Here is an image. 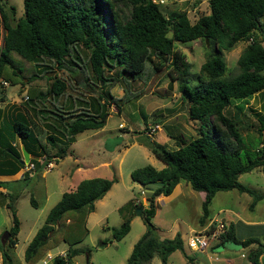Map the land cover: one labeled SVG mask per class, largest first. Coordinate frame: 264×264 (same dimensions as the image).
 <instances>
[{"label": "trees", "instance_id": "16d2710c", "mask_svg": "<svg viewBox=\"0 0 264 264\" xmlns=\"http://www.w3.org/2000/svg\"><path fill=\"white\" fill-rule=\"evenodd\" d=\"M0 0V21L5 29L0 43V101L2 81L23 83L27 71L26 97L19 103L0 106V173H12L20 163V154L12 141L17 136L23 148L44 160L61 157L77 132L99 128L112 103L119 108L134 92L131 80L146 77L161 67L175 79L186 103L187 116L206 127L188 140L181 137L176 147L150 146L163 165L146 163L130 170L131 180L143 186L160 180L149 203L140 207L145 228L133 242L125 264H148L156 254L161 264L175 249L183 250L179 232L160 237L151 221L155 196L168 194L176 182L187 181L195 190H203L200 223L208 214V203L217 190L236 188L251 195L249 207L264 193L237 180V175L258 166L264 173V139L260 145L241 156L242 137L236 121L224 113L233 100H245L255 93L264 94V0H207L208 11L190 21L183 9H161L159 0H22V14L10 23ZM8 8L14 11V5ZM201 38L212 46L210 55L195 73L175 40ZM237 41H246L236 57L237 70L224 74L222 49ZM27 61L18 64L11 52ZM48 61V63H47ZM26 63V62H25ZM49 65L60 73L48 75ZM42 67V68H41ZM32 69V70H31ZM191 81V82H189ZM120 82L123 93L113 95L109 88ZM240 109V105H236ZM257 133L262 135L264 114H258ZM39 159V158H38ZM30 157L28 161L38 163ZM101 176L85 177L74 189L65 190L50 206L42 223L23 250L24 264H33L46 250L63 241L66 257H54L49 264H66L78 252L72 247L87 233L86 216L115 180ZM5 202L10 210L8 236L0 241L2 264H11L8 247L18 229L14 199ZM29 201L35 205V199ZM129 229L125 217L111 226L110 236L121 238ZM51 231L48 235L47 233ZM231 240L241 246L254 247L247 252L250 264H259L264 252V235L239 239L234 225L224 223L216 245ZM104 243V241H103Z\"/></svg>", "mask_w": 264, "mask_h": 264}, {"label": "rangeland", "instance_id": "374dc122", "mask_svg": "<svg viewBox=\"0 0 264 264\" xmlns=\"http://www.w3.org/2000/svg\"><path fill=\"white\" fill-rule=\"evenodd\" d=\"M9 4L14 5L13 12L8 8ZM2 5L10 23H13L22 14V0H3ZM160 7L164 11L183 9L189 20L194 21L200 13L208 11V2L207 0H163ZM4 32L5 29L0 21V43ZM245 43L246 41H237L230 49L221 50L225 62L224 76L237 70L235 60ZM261 43L264 46V40ZM174 44L183 52L184 58L188 61L190 74L198 71L200 63L210 55L212 50V46L201 38L185 41L175 40ZM11 55L18 64L28 65L27 61L20 58L15 52L12 51ZM48 68V75L61 74L62 72L52 65H49ZM262 72L264 73V69ZM172 73L176 76L175 79H170L166 75V67H161L149 76L133 78L131 90L134 95L129 100L122 102L119 108L114 103L109 105V113L100 128H87L77 132L74 139L67 144L65 157L61 162H58V168H68L71 165L72 158L69 156V152L75 150L80 153L83 163L96 165V169L92 171L96 173L95 176L106 178L115 176L116 179L102 197L94 200V210L89 213L86 221L87 233L73 244L79 250L67 260L66 264H125L129 243L140 229L145 228L142 215L135 211L136 207H139L136 206L137 203L145 204L144 194L140 192L137 183L131 180L130 170L146 163L153 166L162 165V162L150 152V146H163L171 149L176 147V141L180 137L188 140L195 136L200 129L206 131V127L200 124L199 120L187 116V105L177 88L180 77L175 72L172 71ZM23 75V83L8 84L6 80L4 81L7 84L2 83L4 99L8 103H19L25 98L27 71H24ZM109 90L115 96H121L123 93L120 82H115ZM236 105H240V109ZM224 113L236 121L242 137V146L239 149L241 156H244L245 150L252 152L256 146L260 145L264 134L259 135L256 128L259 125L258 114H264V94L255 93L243 101L233 100L225 106ZM120 122L123 124H119ZM95 131H98L94 135L96 139L89 137ZM262 133H264V129ZM102 143H104V147ZM103 161L106 164L102 163ZM43 167L44 163L38 162L32 174L27 172V179L14 185L18 192L14 199V206H17V215L22 219L21 229L17 235L20 244L28 236L29 228L34 224L39 226L45 215V205H43L45 194L41 187ZM55 168L52 166L47 175L54 173ZM237 180L251 186L254 190H264V173L258 167L239 173ZM180 188L173 197L155 205L156 213L151 217V221L159 230V232L156 230L157 234L161 232L167 237L174 228L179 233L186 232L187 224L196 225L198 223L201 203L196 195V190L185 180L180 181ZM231 191L233 192H230L229 195L238 193L235 188ZM224 193L223 191L216 192L207 206L208 211L214 212L217 218H221L226 213L218 211V207L227 206L229 202L233 208L239 210L240 206L246 203L244 201L246 194L239 192V201L235 203L229 201L227 194ZM30 196L35 199L36 205L30 203ZM3 199L4 196L0 195V203ZM100 199L102 200L100 201ZM261 203H264V199L261 200ZM241 212L249 211L248 208H245ZM102 213H106V217L100 218ZM254 215L264 216V206ZM7 217L11 219L10 210L0 204V235L5 229L4 224L6 223L3 224V221L7 222ZM125 217L132 218L131 222L129 221L128 231L119 239L111 238V226H117ZM9 221L11 223V220ZM66 246L67 244L61 241L48 250L55 252ZM183 247L184 250L176 249L169 254L168 264H216L220 257L219 250L223 247H239V245L231 240H226L222 244L208 249L210 257L199 253V250H191L186 241ZM20 248L8 247V253L12 259L11 264H24L22 253L19 252ZM235 255L239 259H246L240 257L238 251ZM215 256L216 258H214ZM33 264L39 263L35 261ZM148 264L161 263L158 256L154 254Z\"/></svg>", "mask_w": 264, "mask_h": 264}, {"label": "crops", "instance_id": "0c3cea01", "mask_svg": "<svg viewBox=\"0 0 264 264\" xmlns=\"http://www.w3.org/2000/svg\"><path fill=\"white\" fill-rule=\"evenodd\" d=\"M3 94H4V92H3ZM4 95H3L2 101H0V106L4 105L6 103L8 104V101H6L4 99ZM9 103H12V102H9ZM119 124H123V123L120 122ZM97 132L98 131H95V133H93L92 135H89V137L95 138L94 135ZM12 144L14 145L16 150L20 151L19 155H17V154L13 155V157L20 163V166L18 167L17 170H15L12 173H0V195L4 196V199H3L2 203H0V204H2L6 209H8V208L6 207L5 202L7 201L8 197L9 196L16 197V195L18 193L17 190H16V187L14 185L17 184V183H22L23 180L27 179V172H28V174L29 173L32 174L34 172L35 166L38 164V163H36V164L33 165L32 168L27 169L25 164L20 162V160L22 159L21 147H23L20 139L16 136V138L12 141ZM102 145L104 147V143H102ZM27 154H28L29 158L30 157H33L35 159L42 158V156L38 157V156L30 154L29 152H27ZM65 154L63 156L57 157L56 159L53 160L52 166L56 167L54 173H51V174L47 175V172L49 171V169L52 166L49 167V168L43 167V170L41 172V176H42V181H41L42 185H41V187H42L43 192L45 194V196H44L45 200L43 202L44 203L43 205H45V208H44L45 213L50 208V206L60 197V195H61V193L63 191L74 189L76 184L78 183V181L80 179H82V178L91 177V176H95L96 175V173L92 172V171H94L96 169L95 168L96 165H94L93 163L91 165L83 163L81 161L80 153L75 151V150H73L72 152H69V156L72 158L71 165L68 168H63V169L58 168L59 167V165H58L59 163L58 162H61V160H63V158L65 157ZM102 163L106 164L105 161H103ZM107 164L110 166V164L108 162H107ZM162 165H163V163H162ZM161 166H154V167L155 168H160ZM256 167H258V166H256ZM180 181L181 180H179L178 182L175 183V185L173 186V188L171 189V191L168 194H161L160 193V194L156 195L155 198H154L155 205H157L158 203H163V200H167V199L173 197L174 194L177 193V191L181 189L180 188ZM65 182H66V184H64ZM137 185L139 187V190H141L142 189L141 185L138 184V183H137ZM248 187L252 188L251 186H248ZM231 190H233V188H230V189H227V190H217V191L214 192V194L216 192L223 191V192H225L224 194H227V198L229 199V201L235 202V203L239 201L238 198L240 196L239 195L240 193L241 194H246V195H244V201H246V203L242 204L240 206L239 210H237L236 208H233L232 204H229V202H228L227 206L218 207L217 208L218 211H225L226 212V213H224L221 216V218L224 220V223L225 224H227L228 222L233 223L234 229H235V235L239 239H242V238L250 236V235H256V236L264 235V216H256V215H254L255 212L259 211V209L262 206H264V203H261V200L264 199V196L256 199L254 201L253 205L251 207H249V203H250L251 198H252L250 194H248L245 191H238V193H231L229 195L230 192H233ZM256 191L260 192V193H264V190H260V191L256 190ZM214 194L212 195L210 201L212 200ZM196 195L199 198V201L201 203V201L204 198V191L203 190H196ZM225 197H226V195H225ZM101 200L102 199H100V201ZM210 201H209L208 204H210ZM36 204L37 203H35V205ZM14 208H15V214H16L17 219H18V229H17V232L15 233L14 242L9 247H12V249L16 248V247H21L19 252L22 253V257H23L24 247L26 246L27 242L29 241L31 236L34 234V232H35V230L37 229L38 226H36L37 224H34L31 228H29L28 236L25 237V239L21 242V244L18 243V236L17 235H18V233H19V231L21 229L22 219L17 215V211H18L17 206H14ZM245 208H248L249 212H247V213L241 212V211L245 210ZM41 209H42V207H41ZM93 210H94V207H93V209L91 211H89V213L92 212ZM89 213L86 216V221L88 219ZM155 213H156V206H155L154 214ZM214 215H215L214 212L210 213L208 211V214L205 217L203 222L200 223L199 218H198V223H196V225L187 224L186 232H188L189 228H194V229L199 228L201 225H203L205 222H207V220L210 217H212ZM102 217H106V213H102L100 218H102ZM9 220H11V219H9L7 217V220H6L7 222H5V220L3 221V224L6 223V224H4L5 225L4 226L5 227L4 230H7V228L11 224ZM131 220H132V218L129 219L130 222H131ZM0 227H1V224H0ZM143 230H144V228L142 230L140 229V231L136 234L134 239L129 243L128 251H130L133 242L138 238V236L142 233ZM156 230L159 232L158 228H156ZM175 232H178V231H176L175 228L172 229V233L174 234ZM186 232L181 231L179 233L183 244H184V242L186 240V236H187ZM171 234H169L167 237L173 236V234L172 235ZM158 235L160 237H165L164 235L161 234V232ZM216 241H214L205 250V252L204 251H200V250L198 252L199 253H204V255H206V256L209 255V257H210V254H208V249L210 250L212 247L217 246L215 244ZM235 244L239 245V247H223L221 250H219L220 257L218 258L219 261L216 264H250V261L247 258V252H248V250L250 248L254 247V244L250 243V244H248L246 246H241L238 243H235ZM72 247H74V245H72ZM59 249H65L66 250L67 246L66 247H61ZM183 250H184V247H183ZM237 251L239 252V256L240 257H244L246 259H244V260L239 259L235 255V253H237ZM172 252H170V253H172ZM169 254H168V256H169ZM40 257L36 260L39 264H41L40 263ZM214 258H216V256ZM189 259H191V258H189ZM22 260H23V258H22ZM258 262H259V264H264V252H261L258 255ZM0 264H2L1 255H0ZM19 264H21V263H19ZM167 264H168V257H167Z\"/></svg>", "mask_w": 264, "mask_h": 264}, {"label": "built area", "instance_id": "2783aa9c", "mask_svg": "<svg viewBox=\"0 0 264 264\" xmlns=\"http://www.w3.org/2000/svg\"><path fill=\"white\" fill-rule=\"evenodd\" d=\"M163 1V0H159ZM2 83H6V81H2ZM26 97V95H24ZM55 157L44 160L43 158H39L38 161L44 163L45 168H49L53 164V160ZM27 169L33 167V162L27 161L24 163ZM143 193L142 189L140 190ZM224 226V220L222 218H217L215 215L210 217L207 222L201 225L199 228H189L186 236V244L192 250H200L205 251L214 241L217 240L218 234L220 230ZM54 257H66V250L58 249L55 252H50L46 250L40 257L41 264H49Z\"/></svg>", "mask_w": 264, "mask_h": 264}, {"label": "water", "instance_id": "95a60500", "mask_svg": "<svg viewBox=\"0 0 264 264\" xmlns=\"http://www.w3.org/2000/svg\"><path fill=\"white\" fill-rule=\"evenodd\" d=\"M21 151H22V159L20 160L21 163H25L28 161V154L26 152V150L23 149V147H21ZM162 183V181L160 180H152L148 183H146L143 188V194H144V200H145V204L149 203L150 200V196L153 192V189L157 186L160 185ZM135 211H137L138 213L140 212V207H136ZM51 233V231H49L47 234L49 235ZM8 236V231L4 230L1 235H0V240L3 241L6 237Z\"/></svg>", "mask_w": 264, "mask_h": 264}]
</instances>
